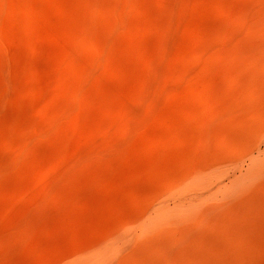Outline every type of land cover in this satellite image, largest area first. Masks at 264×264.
Wrapping results in <instances>:
<instances>
[{"label": "rangeland", "instance_id": "1", "mask_svg": "<svg viewBox=\"0 0 264 264\" xmlns=\"http://www.w3.org/2000/svg\"><path fill=\"white\" fill-rule=\"evenodd\" d=\"M0 264H264V0H0Z\"/></svg>", "mask_w": 264, "mask_h": 264}]
</instances>
